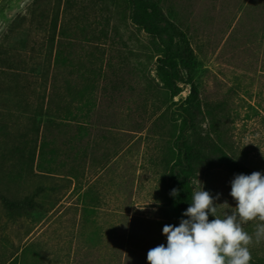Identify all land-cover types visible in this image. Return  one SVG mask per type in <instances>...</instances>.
Returning <instances> with one entry per match:
<instances>
[{
  "label": "rangeland",
  "instance_id": "obj_1",
  "mask_svg": "<svg viewBox=\"0 0 264 264\" xmlns=\"http://www.w3.org/2000/svg\"><path fill=\"white\" fill-rule=\"evenodd\" d=\"M151 2L136 15L130 0H0V264H148L179 226L170 192L196 139L181 113L190 84L173 97L158 76L145 27L161 21L190 40L204 128L214 119L223 149L264 173V0ZM238 174L203 169L192 190L231 213ZM258 223L243 226L249 264H264Z\"/></svg>",
  "mask_w": 264,
  "mask_h": 264
},
{
  "label": "clouds",
  "instance_id": "obj_2",
  "mask_svg": "<svg viewBox=\"0 0 264 264\" xmlns=\"http://www.w3.org/2000/svg\"><path fill=\"white\" fill-rule=\"evenodd\" d=\"M170 195H179L172 189ZM230 196L236 202L231 213H220L219 208L230 207L225 201L217 204L215 198L203 188L191 194V202L182 214L179 226L166 224L162 234L167 244L151 248L148 264H249L252 259L249 245L253 236L244 230L249 221L264 222V174H238L231 181ZM209 215L214 217L209 221ZM257 243L264 239V223L255 230Z\"/></svg>",
  "mask_w": 264,
  "mask_h": 264
},
{
  "label": "trees",
  "instance_id": "obj_3",
  "mask_svg": "<svg viewBox=\"0 0 264 264\" xmlns=\"http://www.w3.org/2000/svg\"><path fill=\"white\" fill-rule=\"evenodd\" d=\"M130 3L136 15H146L149 11L156 12V8L152 5L151 0H130ZM161 24L164 25L165 21L159 22L155 30L145 27V30L150 32L162 50L161 58L158 60V76L165 89L173 97L180 94V83L187 82L191 87L190 96L183 104L181 113L183 121L185 122L184 126L192 133V136L196 139V144L186 149L185 166H181L182 169L178 170L179 174H177L178 176L176 178L179 179L177 181L179 184L176 185V189L179 190V195L172 199V205L178 212L180 218L186 219L187 217H184L182 214L187 210L191 202V194L193 192L192 180L197 179L203 169L212 170L221 167H230L245 175H250L255 171L242 166L223 149L219 136L217 135L214 119H210L208 129L207 127L204 128L210 113L204 110L199 89L190 79V75L196 66L195 53L190 40L181 30L170 31V33L165 34L164 30L168 31L169 28ZM172 33L178 39L179 45L174 46L173 37L171 36ZM47 73L49 74V69ZM185 73L188 75L187 80L183 75ZM40 117L43 121L36 122L37 118L33 119L37 131L38 128L36 127L39 126L40 129V125L44 126L50 122L49 115L44 111L40 112ZM212 134L217 135L218 142H211ZM205 142L210 143L206 144ZM261 173L264 174L263 172Z\"/></svg>",
  "mask_w": 264,
  "mask_h": 264
}]
</instances>
